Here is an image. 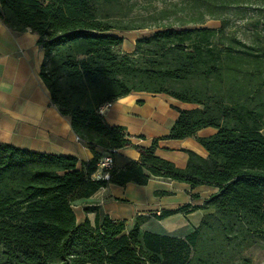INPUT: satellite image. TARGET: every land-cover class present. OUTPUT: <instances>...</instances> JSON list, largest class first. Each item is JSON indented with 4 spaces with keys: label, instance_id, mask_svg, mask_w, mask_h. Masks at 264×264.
<instances>
[{
    "label": "trees",
    "instance_id": "16d2710c",
    "mask_svg": "<svg viewBox=\"0 0 264 264\" xmlns=\"http://www.w3.org/2000/svg\"><path fill=\"white\" fill-rule=\"evenodd\" d=\"M151 8L135 12L134 0H0L7 29L38 36L39 77L51 104L93 153L77 169L74 157L0 143V264L252 263L243 253L264 237V33L257 30L264 0H180ZM231 18L252 35L227 30ZM207 20L221 25L207 27ZM151 28L131 53L119 52L123 38L114 32ZM133 93L196 106L178 110L164 139L193 137L207 156L187 151L180 169L156 156L153 140L108 181L93 180L103 156L133 147L125 128L108 126L99 108ZM205 128L216 132L197 137ZM152 178L218 188L192 233H141L139 218L129 231L108 217L94 226L76 223L73 201L109 183L144 186Z\"/></svg>",
    "mask_w": 264,
    "mask_h": 264
},
{
    "label": "crops",
    "instance_id": "0c3cea01",
    "mask_svg": "<svg viewBox=\"0 0 264 264\" xmlns=\"http://www.w3.org/2000/svg\"><path fill=\"white\" fill-rule=\"evenodd\" d=\"M38 36L31 32L13 33L0 21V143L36 153L71 156L77 169H84L93 153L73 133L67 118L51 104L49 91L39 77L44 51L37 45ZM196 106L179 102L166 95L133 93L103 106V118L110 127H124L133 147L117 150L113 164L117 170L139 158L138 148H147L157 140L155 154L184 168L187 151L205 158L207 152L190 137L164 139L178 118V110ZM216 132L205 128L197 137ZM218 193V188L198 186L152 178L144 186L112 183L88 199L72 202L78 225L108 217L123 222L131 230L137 218L139 231L159 236L184 238L200 224L208 210L203 204ZM87 209H90L87 211Z\"/></svg>",
    "mask_w": 264,
    "mask_h": 264
},
{
    "label": "rangeland",
    "instance_id": "374dc122",
    "mask_svg": "<svg viewBox=\"0 0 264 264\" xmlns=\"http://www.w3.org/2000/svg\"><path fill=\"white\" fill-rule=\"evenodd\" d=\"M179 1L180 0H134V2H136L135 12L143 11L144 7L149 8V10H152V6L159 9L163 5H170ZM150 2L151 5H149ZM204 25L207 27L219 28L221 23L220 21L207 20ZM153 30L154 29L151 28L127 32H114V34L123 38V44L119 48V52L131 53L133 51L135 41L138 38L150 35ZM227 30H231L239 38L243 39L249 38L253 33V29L251 27L244 26L243 21H234L233 18H231L230 26ZM257 30L258 32L264 33V14H262L259 18ZM243 256L250 258L252 260L251 264H264V237L259 238L255 245L243 253Z\"/></svg>",
    "mask_w": 264,
    "mask_h": 264
},
{
    "label": "built area",
    "instance_id": "2783aa9c",
    "mask_svg": "<svg viewBox=\"0 0 264 264\" xmlns=\"http://www.w3.org/2000/svg\"><path fill=\"white\" fill-rule=\"evenodd\" d=\"M110 103L105 104L104 106H108ZM99 112L102 114L103 106L99 108ZM78 140V138H77ZM116 150H111L105 156H103L96 164V170L92 174L93 180H104L108 181L110 178V173L115 169L113 164L112 154L116 153Z\"/></svg>",
    "mask_w": 264,
    "mask_h": 264
}]
</instances>
